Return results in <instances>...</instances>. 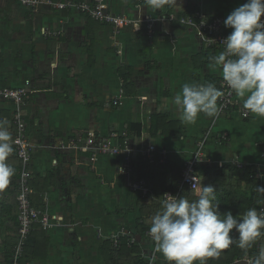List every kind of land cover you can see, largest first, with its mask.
I'll use <instances>...</instances> for the list:
<instances>
[{
    "label": "crops",
    "instance_id": "1",
    "mask_svg": "<svg viewBox=\"0 0 264 264\" xmlns=\"http://www.w3.org/2000/svg\"><path fill=\"white\" fill-rule=\"evenodd\" d=\"M246 2L165 0L154 8L145 0H103L107 11L114 15L154 22L151 33L141 21L138 31L128 26L114 35L110 27L90 21L76 9L32 11L16 0H0V88H24L28 92L20 113L34 147L29 166L31 201L50 218L48 228L32 226L21 264H106L101 253L103 243L114 235L125 236L135 230L140 217L136 209L139 195L129 189V181L138 177L137 167L131 173L122 172L119 157L96 154L93 158L89 151L72 148L73 138L124 133L136 161L139 149L151 143L156 148V161L149 165L171 163L180 169L194 156L199 144L205 146L211 139L212 145L204 153L200 150L203 157L199 164L257 167L259 178L264 179V118L250 112L246 117L257 124L254 144L260 145V160H256L254 154L246 152L249 149L245 146L251 143L242 128L252 124L237 114L243 109L238 97L235 112L221 114L216 120L201 114L194 125L182 123L170 103L184 83H219L222 79L220 69L211 70L202 57L203 52L212 49L205 48L177 20L184 17L188 6L195 13L225 20ZM231 31L224 26L226 34ZM124 66L132 69L134 91L128 96L117 77L118 69ZM156 112L179 122L181 131L150 137V120ZM0 113L13 116L12 102L0 99ZM110 115L107 126L105 120ZM132 123L141 127L140 137L126 133ZM232 140L236 145L220 148ZM234 154L246 162L250 160L244 164L234 159ZM170 178L166 177V184ZM6 199L4 207L8 206L9 196ZM3 222L2 238L9 234L10 217ZM134 236L137 241L140 237L141 256L146 257L151 242L144 234ZM248 259L243 260L249 264ZM157 264H167L161 254Z\"/></svg>",
    "mask_w": 264,
    "mask_h": 264
},
{
    "label": "clouds",
    "instance_id": "2",
    "mask_svg": "<svg viewBox=\"0 0 264 264\" xmlns=\"http://www.w3.org/2000/svg\"><path fill=\"white\" fill-rule=\"evenodd\" d=\"M159 8L165 0H145ZM231 33L223 40L224 50L210 56L209 67L220 69L222 79L242 101V108L264 118V0H247L223 21ZM223 91L213 83H184L170 103L185 125H194L203 114L213 120L223 111ZM13 137L7 121L0 120V190L8 187L15 169L7 163L13 153ZM196 198L167 194L151 217L149 232L155 252L167 264H208L222 250L237 246L247 251L264 240V209L249 208L242 216L221 214L213 185H193ZM264 197V186H257ZM155 257H153L154 259ZM249 264H264L262 245Z\"/></svg>",
    "mask_w": 264,
    "mask_h": 264
},
{
    "label": "built area",
    "instance_id": "3",
    "mask_svg": "<svg viewBox=\"0 0 264 264\" xmlns=\"http://www.w3.org/2000/svg\"><path fill=\"white\" fill-rule=\"evenodd\" d=\"M21 6L26 7L32 11H38L43 8L51 10L62 9H76L79 13L84 14L91 20L100 24L110 27L115 34H118L121 30L128 26L137 28L138 24L142 21L146 24L147 33H151L153 29V20L146 18L144 20H131L125 16L114 15L107 11L103 0H91L88 2H76L65 1L55 2L53 0H16ZM180 25L188 28L196 36L199 42L207 49H221L224 50L223 40L229 35L224 32V19L219 16H205L201 12H196L192 16L181 17L177 20ZM218 87L223 91V96L220 98L219 103L222 105L223 111L221 114H225L228 111H234L233 108L237 106V98L227 84L221 79L218 83ZM28 97V92L24 88H0V99L12 102L15 107V114L8 123H12L16 126L17 131L13 139L14 153L21 162V171L18 181V194H17V206H18V228L16 232V242L11 252L10 264H20L24 254V247L27 243L28 236L30 235L32 226L34 224H40L43 228L50 227V218L46 212L35 208L30 200L29 180L32 172L29 170V166L32 160L33 144L25 127V123L21 117L20 108L25 103ZM114 104H117L114 101ZM244 110V109H243ZM242 111V110H241ZM240 111V114H241ZM244 117H248L249 112H242ZM126 136L124 133L111 132L107 136L95 137L93 134H88L86 138L81 136L73 138L70 146L75 150L82 151H94L93 158L96 154L108 155L111 157L120 158V170L122 172L131 173L135 169L136 163L147 161L150 164L155 163L156 148L153 144L148 143L146 146L139 149V158H133V152L129 148L127 140L122 147L120 144V137ZM221 139L225 140L226 137L222 136ZM202 144H199L197 152L194 156L185 161L180 169L179 178L177 180V192L167 194L176 196L179 198V194L184 187L193 189V185L197 186L198 176L195 168L202 159L201 153ZM233 166L241 168V165L233 163ZM129 188L132 192L138 194L141 197H145L149 194V188L147 182L143 178H132L129 181ZM125 236H112L110 241L113 247H117L121 242V237L127 238L129 245L135 243V237H131L129 233L123 234ZM144 236L151 242L153 249L150 253L144 257L145 264H156L153 257H155V243L151 238L149 230L144 233ZM129 238V239H128ZM253 258H249L250 261Z\"/></svg>",
    "mask_w": 264,
    "mask_h": 264
},
{
    "label": "trees",
    "instance_id": "4",
    "mask_svg": "<svg viewBox=\"0 0 264 264\" xmlns=\"http://www.w3.org/2000/svg\"><path fill=\"white\" fill-rule=\"evenodd\" d=\"M53 1L60 2L61 0ZM194 13L195 9L188 6L187 13L184 15V17H190ZM88 19L92 22H95L90 18ZM221 51L223 50L219 48L212 49V51L203 52L202 57L205 59V61L209 62L210 56L217 55ZM88 64L89 66L93 65L91 60L88 61ZM131 76V68H127L124 66L117 71V77L121 83L122 90L127 96L132 94L134 91V84L131 80ZM215 82L213 84L218 87V82ZM233 110V112H235L236 107L233 108ZM11 118L12 116L9 117L7 113H0V120L7 121L8 130L11 132L14 139L17 128L14 124L8 123V120ZM244 119L245 121H247L249 118ZM140 129L141 127L138 123H132L127 126L126 133L128 135L135 133L137 137H140ZM180 131V123L172 121L167 114H160L156 112L151 116L149 127L150 137L155 138L157 136H172L179 133ZM93 135L95 137L99 136L96 133H94ZM87 136L83 138H86ZM126 140V136L120 137V144L122 147L124 146ZM89 153H94V151H89ZM7 163H9L15 169V175L12 177L8 187L0 191V193L2 192L3 196H5L2 197V195L0 194V209H2V211L0 212V227H2V225L4 224L3 219H5L6 216L10 217L9 234L8 232L5 233L4 238H2L0 234V264H10L11 252L16 242V232L18 228V206L16 198L18 194L19 174L22 165L18 157L15 155L14 151L9 156ZM135 167H137V176L146 180L150 194L144 198H142L141 196H138L137 198L136 209L139 211L140 217L136 221L135 230L130 234L131 237H135L134 234L136 233L140 236H143V234L147 230H149L151 225V217L161 208V202L164 200V195L167 192H170L172 194H175L177 192L176 183L180 174V168L171 163H167L164 165L156 164L151 166L147 161H145L139 164L136 163ZM195 171L198 176L197 187L200 185H213L215 187L217 197L216 202L219 203V211L221 214L231 211L234 216H242V214L251 207H255L258 211L263 209L264 197H261L256 191L258 185L262 186V181L259 178L257 167L255 168L250 166H242L241 168H236L231 165L212 166L208 164H198L195 168ZM168 175L171 178L170 182L166 184V177ZM31 178L28 183L30 190V200L32 194L30 189ZM7 196H9V199L7 201L8 206L4 207L6 205ZM181 196H185L189 199L196 198L195 191L188 187H184L181 190L179 197ZM2 199L5 200L4 205ZM13 209L14 214L11 213ZM12 224L13 227L11 228ZM261 242L262 240L257 241V243L247 251L242 250L235 245L230 246L228 249L222 250V254L219 258L210 259L208 261V264H232L245 258H254L259 248L261 247ZM141 251L140 241L138 242L136 238L135 243L131 245L128 244L127 238H123L121 239V242L117 247H113L110 240L105 241L101 246V253L105 259L106 264H145V258L143 257V255L141 256ZM23 258L21 259L20 264Z\"/></svg>",
    "mask_w": 264,
    "mask_h": 264
},
{
    "label": "rangeland",
    "instance_id": "5",
    "mask_svg": "<svg viewBox=\"0 0 264 264\" xmlns=\"http://www.w3.org/2000/svg\"><path fill=\"white\" fill-rule=\"evenodd\" d=\"M181 3H183V2H181ZM106 26V25H105ZM112 30V29H111ZM112 32H113V30H112ZM113 34L115 35V33L113 32ZM32 102V101H31ZM23 108H25V106H22L21 108H20V110L21 109H23ZM111 108H109V110H110ZM244 110L242 109V111H241V114H240V111H238L237 112V114L239 115V116H241L243 119L245 118L244 117V115H242ZM246 111V110H245ZM228 112H232V111H228ZM233 113V112H232ZM250 115V114H249ZM248 115V116H249ZM237 117V116H236ZM110 118H111V115H110V117H107L106 118V120H105V125H109V123H110ZM245 120V119H244ZM248 124H252V126L251 127H248V128H242V130H244L245 129V131H247L246 133H247V135H246V137H245V139H247V140H249L250 141V143L251 144H248L247 146H245V148L246 149H249V150H247L246 152L247 153H249L250 155H253V158H256V160H260L259 159V148H260V145H257V146H255V144H254V141H255V138L257 137V134H258V132H257V124L256 123H254V120L253 119H249V122H248ZM114 127H118L119 128V125L118 124H114ZM256 127V128H255ZM250 131V134L248 133ZM208 140V142H207V144L205 145V146H202V148H201V151H202V153H204L205 151H206V149L210 146V145H212L210 142L212 141L211 139H207ZM227 142H225V143H222V145L220 146V148H222V149H225V148H227V147H230L231 146V144H233V145H236L235 144V142H233V140L230 142V143H228V144H226ZM196 149V148H195ZM245 152V153H246ZM238 154V153H237ZM232 157H234V159H240V161H242L244 164L245 163H248L249 162V158H251V157H248V162H246L247 160H245V158H243L242 159V156L241 157H239V158H237L236 156H235V154L232 156ZM120 178L121 177H119V180H120ZM264 179L262 180V185L264 186ZM119 185H121V184H119ZM125 187L127 188V184L125 185ZM130 189V188H129ZM128 195L129 196H131V193H129L128 192ZM117 200H118V198H116ZM116 201V200H115ZM153 249V247H152V245H150V247H149V250L151 251ZM150 251L146 254V256L150 253ZM159 256V253H156V255H155V258H154V260H155V262H156V264H157V257Z\"/></svg>",
    "mask_w": 264,
    "mask_h": 264
},
{
    "label": "water",
    "instance_id": "6",
    "mask_svg": "<svg viewBox=\"0 0 264 264\" xmlns=\"http://www.w3.org/2000/svg\"><path fill=\"white\" fill-rule=\"evenodd\" d=\"M139 236H137V239H138V241H139ZM232 264H248V262L246 261V260H240V261H237V262H234V263H232Z\"/></svg>",
    "mask_w": 264,
    "mask_h": 264
}]
</instances>
